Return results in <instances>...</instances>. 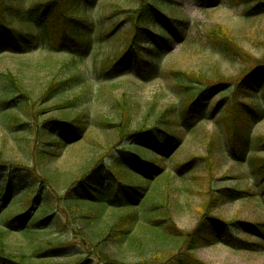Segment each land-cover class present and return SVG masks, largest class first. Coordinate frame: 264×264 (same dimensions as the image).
I'll return each mask as SVG.
<instances>
[{
	"label": "trees",
	"instance_id": "trees-1",
	"mask_svg": "<svg viewBox=\"0 0 264 264\" xmlns=\"http://www.w3.org/2000/svg\"><path fill=\"white\" fill-rule=\"evenodd\" d=\"M98 1L47 0L24 10L10 4L9 0H0V56L5 52L28 55L39 46L47 50L49 56H69L72 63L67 67L75 66L78 59L92 53L99 38L94 23L83 16L94 9ZM256 7L264 11V0ZM132 23L125 34L124 49L110 58L101 70L104 81L129 70L137 72V77L143 81L151 82L158 77L157 63L171 45L172 33L182 39L186 27L184 21L164 15L161 6L154 1L146 8L134 10ZM17 24L19 29L15 27ZM112 34L113 31L99 39L107 41ZM208 36L213 49L226 57L244 59L246 69L238 83L223 79L221 75L213 79L204 75L194 78L170 71L177 90L184 95L178 128L185 133L198 120L205 119V105L212 93L232 91L233 96L224 106L229 111L228 117L223 120L228 134V153L234 161L247 164L259 185H255L253 191L217 190L221 195L209 198L193 231L187 234L180 231L170 216L172 204L167 192L158 191L159 182L169 176L164 164L171 151L182 143L183 133L179 136L159 126L165 122L168 112L161 115L159 123L144 124L135 131L125 133L119 127L122 135L118 139L117 153L108 154L106 163L103 158L94 162L81 176L68 180L62 179L65 175L58 170L47 173L48 164L58 161L68 147L81 142L88 130V117L83 113L70 119L45 117L51 108L64 111L76 106L81 97L61 105L49 107L47 104L50 97L82 83V75L71 74L64 80L53 78L35 100L18 77L7 73L0 80L2 95L7 96L0 100V109L11 117L12 127L26 134L22 138L23 146L27 150L33 148L40 166L38 170L10 166L0 155V230L6 235H21L35 247L34 252L20 257L0 254V264H36L33 259L38 255L45 256L42 262L53 261V253L64 254L70 248L76 259L69 264H124L115 257L116 249L141 245L144 230L171 241L177 249L158 251L153 257L133 264H205L190 251L218 243L247 252H259L264 248L263 224L226 223L210 214L223 204L225 196L230 200H255L264 206V158L256 157L264 152V137L253 139L250 133L264 118V104L260 103V97L264 96V63L252 61L225 28L218 27ZM133 55L135 62L130 64ZM215 146L212 142L210 150ZM188 166L189 163L182 168ZM62 181L65 186L58 190L57 184ZM107 216H110L108 221ZM240 230L259 238L258 241L239 237ZM49 233L58 234L60 241L57 244L36 242L39 235Z\"/></svg>",
	"mask_w": 264,
	"mask_h": 264
},
{
	"label": "rangeland",
	"instance_id": "rangeland-1",
	"mask_svg": "<svg viewBox=\"0 0 264 264\" xmlns=\"http://www.w3.org/2000/svg\"><path fill=\"white\" fill-rule=\"evenodd\" d=\"M44 1L47 0H9V3L27 10L37 2ZM150 1L158 3L164 15L185 22L182 39L172 33L171 45L157 63L158 77L151 82L143 81L137 77V72L130 73L129 70L113 76L110 81H104L101 70L110 58L119 55L124 49L125 34L135 22L132 23L133 11L142 6L146 8ZM260 1L250 0L246 3L242 0H215L207 3L201 0H99L95 8L83 16L94 23L97 38L111 31L113 34L104 42L98 38L92 53L78 59L75 66L67 67L72 63L69 56H49L47 50L39 46L34 47L28 55L3 53L0 56V80L7 73L13 74L32 92L35 100L43 94L47 83L53 78L64 80L71 74L82 75V83L73 84L64 92L50 97L47 104L49 107L61 105L81 97L76 106L64 111L51 108L45 117L70 119L83 113L88 117V130L81 142L68 147L58 161L49 163L46 172L58 170L65 175L62 179H75L92 168L94 162L103 158L106 163L109 160L108 154L117 153L120 148L117 146L118 139L122 135L119 127L125 133L135 131L144 124L148 126L159 123L161 115L167 112L165 122L159 126L171 129L180 136L183 132L177 124L184 107V95L177 90L170 71H179L194 78L204 75L213 79L221 75L232 83L241 81V75L246 69L244 59L226 57L213 49L208 42V33L218 27L225 28L235 43L253 58L252 61L255 59L264 63V11L256 7ZM15 27L19 29L20 25ZM134 62L133 55L130 64ZM214 93L205 105V119L198 120L190 131L183 133L182 143L168 156L169 160L164 165L169 176L159 182L158 191L167 192L171 200L170 216L177 228L185 234L191 233L196 227L201 219L200 211L204 210L209 198L221 195L217 190L253 191L254 186L259 185L258 178H253L247 164L234 161L228 153V134L223 120H226L229 111L224 106L234 93ZM3 98L7 96L2 95L0 82V100ZM260 98V103L264 104V96ZM2 111L0 109L2 161L21 169L38 170L40 165L36 163L33 148L28 147L27 150L23 146L22 138L26 134L12 127L11 117ZM250 133L253 139L264 137V118L251 128ZM212 142L216 146L210 150ZM152 149L155 150L154 147ZM256 157L264 158V152ZM188 163V167L182 168V165ZM64 186L63 181L57 184L58 190H63ZM226 198L220 207L210 212L212 216L226 223L241 221L264 225L262 204L245 198ZM109 218L107 216L106 221ZM146 231L142 232L144 241L138 247L129 248L126 245L116 249L115 257L121 263H139L153 257L158 251H176L177 247L171 241ZM248 234L240 230L238 236L258 241L259 238ZM41 241L57 244L60 239L58 234L49 233L39 235L36 242L39 244ZM34 249L21 235H6L0 230V254L20 257L34 252ZM186 250L183 252L187 255ZM193 253L205 264H264V248L259 252H247L218 243L201 246L195 252L190 251V254ZM73 255L70 248L64 254L53 253V261L42 262L44 255L36 256L33 261L36 264H69V261L76 259Z\"/></svg>",
	"mask_w": 264,
	"mask_h": 264
}]
</instances>
